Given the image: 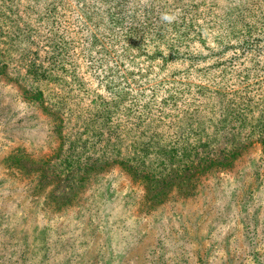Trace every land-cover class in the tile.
<instances>
[{
    "label": "rangeland",
    "instance_id": "rangeland-1",
    "mask_svg": "<svg viewBox=\"0 0 264 264\" xmlns=\"http://www.w3.org/2000/svg\"><path fill=\"white\" fill-rule=\"evenodd\" d=\"M0 264H264V0H0Z\"/></svg>",
    "mask_w": 264,
    "mask_h": 264
},
{
    "label": "clouds",
    "instance_id": "clouds-1",
    "mask_svg": "<svg viewBox=\"0 0 264 264\" xmlns=\"http://www.w3.org/2000/svg\"><path fill=\"white\" fill-rule=\"evenodd\" d=\"M147 2V0H145ZM160 19L168 24L173 23L177 19V14L175 13H163L160 17Z\"/></svg>",
    "mask_w": 264,
    "mask_h": 264
},
{
    "label": "trees",
    "instance_id": "trees-1",
    "mask_svg": "<svg viewBox=\"0 0 264 264\" xmlns=\"http://www.w3.org/2000/svg\"><path fill=\"white\" fill-rule=\"evenodd\" d=\"M207 162H209V161H207L206 159H204L202 163H197L196 166H201V167H203ZM145 175H146L147 178H148L149 175H148V174H145Z\"/></svg>",
    "mask_w": 264,
    "mask_h": 264
}]
</instances>
